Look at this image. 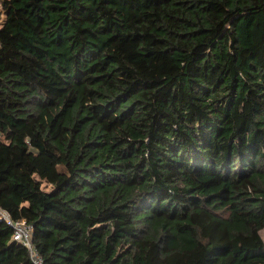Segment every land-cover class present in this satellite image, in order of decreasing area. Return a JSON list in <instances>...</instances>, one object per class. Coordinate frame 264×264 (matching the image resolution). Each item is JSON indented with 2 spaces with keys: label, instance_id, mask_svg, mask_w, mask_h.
Masks as SVG:
<instances>
[{
  "label": "trees",
  "instance_id": "1",
  "mask_svg": "<svg viewBox=\"0 0 264 264\" xmlns=\"http://www.w3.org/2000/svg\"><path fill=\"white\" fill-rule=\"evenodd\" d=\"M0 3V208L45 264H264V0Z\"/></svg>",
  "mask_w": 264,
  "mask_h": 264
},
{
  "label": "built area",
  "instance_id": "2",
  "mask_svg": "<svg viewBox=\"0 0 264 264\" xmlns=\"http://www.w3.org/2000/svg\"><path fill=\"white\" fill-rule=\"evenodd\" d=\"M0 221H5L13 229V241L24 246L33 264H45L33 238V226L26 220L15 221L8 212L0 208Z\"/></svg>",
  "mask_w": 264,
  "mask_h": 264
},
{
  "label": "rangeland",
  "instance_id": "3",
  "mask_svg": "<svg viewBox=\"0 0 264 264\" xmlns=\"http://www.w3.org/2000/svg\"><path fill=\"white\" fill-rule=\"evenodd\" d=\"M0 12L2 13V16L0 17V18H1L0 23L3 24L4 21H5V17H6V16H5V12H4L3 7H2L1 4H0ZM1 13H0V15H1ZM44 188H45L46 190H49L51 187H50V186L47 187V185H44ZM261 236H262L263 239H264V230L261 232Z\"/></svg>",
  "mask_w": 264,
  "mask_h": 264
},
{
  "label": "crops",
  "instance_id": "4",
  "mask_svg": "<svg viewBox=\"0 0 264 264\" xmlns=\"http://www.w3.org/2000/svg\"><path fill=\"white\" fill-rule=\"evenodd\" d=\"M1 4V3H0Z\"/></svg>",
  "mask_w": 264,
  "mask_h": 264
}]
</instances>
